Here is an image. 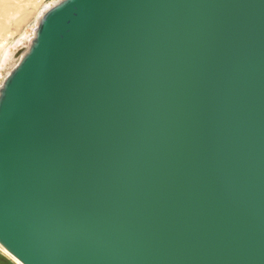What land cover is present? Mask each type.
<instances>
[{
  "label": "water",
  "instance_id": "1",
  "mask_svg": "<svg viewBox=\"0 0 264 264\" xmlns=\"http://www.w3.org/2000/svg\"><path fill=\"white\" fill-rule=\"evenodd\" d=\"M46 5L0 67L1 248L264 264V0Z\"/></svg>",
  "mask_w": 264,
  "mask_h": 264
},
{
  "label": "bare ground",
  "instance_id": "2",
  "mask_svg": "<svg viewBox=\"0 0 264 264\" xmlns=\"http://www.w3.org/2000/svg\"><path fill=\"white\" fill-rule=\"evenodd\" d=\"M15 1V0H14ZM12 1V2H14ZM11 0H0V67L2 68L9 58L11 57V46L7 42L9 33L11 32V25H17L27 15L30 8L37 9L38 7H46L47 2L45 0H18V3L14 4ZM16 2V1H15ZM40 5V6H39ZM41 7V8H42ZM41 8H38L36 21H38L42 14ZM26 36V35H24ZM15 41V40H14ZM21 41V40H19ZM17 41V43L19 42ZM16 44V43H15ZM1 249V246H0ZM18 262V261H17ZM19 263V262H18Z\"/></svg>",
  "mask_w": 264,
  "mask_h": 264
},
{
  "label": "rangeland",
  "instance_id": "3",
  "mask_svg": "<svg viewBox=\"0 0 264 264\" xmlns=\"http://www.w3.org/2000/svg\"><path fill=\"white\" fill-rule=\"evenodd\" d=\"M12 1H14V0H11V2ZM15 1L12 2V3H14V4L18 3V0H15ZM42 6H40L38 8L40 9ZM38 8L37 9L30 8V10L28 11V13L25 16V18H23V20H21L17 25L12 24L10 26L11 27V32L9 33V36L7 38V42H8V44H10V46L19 37H21L25 33H30L31 32V30H32V28H33V26L35 24V21H36V16H37V13H38V11H37ZM41 9H43V7ZM13 47L14 46H12V49H13ZM0 253H2L3 256L5 255L4 257H6L7 259H9V261L11 263L20 264L13 257H11L7 252H5L2 248L0 249Z\"/></svg>",
  "mask_w": 264,
  "mask_h": 264
},
{
  "label": "flooded vegetation",
  "instance_id": "4",
  "mask_svg": "<svg viewBox=\"0 0 264 264\" xmlns=\"http://www.w3.org/2000/svg\"><path fill=\"white\" fill-rule=\"evenodd\" d=\"M5 256V255H4ZM2 253H0V264H14L9 261L6 257H4Z\"/></svg>",
  "mask_w": 264,
  "mask_h": 264
},
{
  "label": "built area",
  "instance_id": "5",
  "mask_svg": "<svg viewBox=\"0 0 264 264\" xmlns=\"http://www.w3.org/2000/svg\"><path fill=\"white\" fill-rule=\"evenodd\" d=\"M45 1H48V0H45Z\"/></svg>",
  "mask_w": 264,
  "mask_h": 264
}]
</instances>
